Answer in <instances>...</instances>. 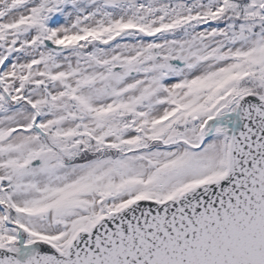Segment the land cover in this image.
<instances>
[{"label": "snow or ice", "instance_id": "1", "mask_svg": "<svg viewBox=\"0 0 264 264\" xmlns=\"http://www.w3.org/2000/svg\"><path fill=\"white\" fill-rule=\"evenodd\" d=\"M0 264H264V0H0Z\"/></svg>", "mask_w": 264, "mask_h": 264}]
</instances>
